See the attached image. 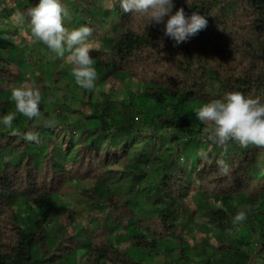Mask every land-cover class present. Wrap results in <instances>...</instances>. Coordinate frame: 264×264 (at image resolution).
<instances>
[{
	"label": "trees",
	"instance_id": "1",
	"mask_svg": "<svg viewBox=\"0 0 264 264\" xmlns=\"http://www.w3.org/2000/svg\"><path fill=\"white\" fill-rule=\"evenodd\" d=\"M37 2L0 0V12L8 6L2 17L13 10L24 17L0 34V116L11 110L6 95L26 77L42 96L41 118L19 114L12 129L0 126V264H146L135 254L170 251L177 264H264V146H218L193 112L229 92L264 100V0H173V13L183 8L207 21L178 45L164 35L163 22L123 12L120 0H72L89 17L76 21L92 28L89 55L98 73L89 106L76 117L63 104L57 110V101L47 105L55 58L48 78L26 60L21 41L13 42L31 32L28 11ZM117 75L142 86L153 109L143 122H136L131 93L126 101L111 98L120 84L100 91ZM71 90L73 100L80 97ZM46 118L55 126L44 127ZM30 131L39 142L22 138ZM173 134L182 138L166 144ZM119 180L127 182V197L111 188ZM71 195L79 197V211L60 204ZM240 210L247 219L233 225Z\"/></svg>",
	"mask_w": 264,
	"mask_h": 264
},
{
	"label": "clouds",
	"instance_id": "2",
	"mask_svg": "<svg viewBox=\"0 0 264 264\" xmlns=\"http://www.w3.org/2000/svg\"><path fill=\"white\" fill-rule=\"evenodd\" d=\"M120 6L125 13L146 16L147 23L163 22L164 35L177 45L197 35L207 25L206 19L195 12L186 16L183 8H177L173 13V0H120ZM28 18L34 41L43 43L56 57H64L68 53L75 83L86 91H93L98 73L89 55L91 48L88 38L92 28L80 26L69 31L64 25L70 19V13L61 0H38L35 7L28 11ZM15 19L18 24L24 21L22 14L16 15ZM10 99L16 111L0 116V126L12 129L16 113L29 120L42 117L39 108L42 96L34 83L13 86ZM193 112L200 122L208 124L204 128L207 139L218 146H225L229 141L242 147L264 146V100L259 97L248 98L240 92H229L219 99L201 104ZM55 123L54 119H43L46 128L54 127ZM13 131L19 134L17 130ZM22 138L39 142V134L35 131L24 133ZM219 166L224 174L230 170L224 161H220ZM247 214V210L238 211L233 218V225L246 221Z\"/></svg>",
	"mask_w": 264,
	"mask_h": 264
},
{
	"label": "rangeland",
	"instance_id": "3",
	"mask_svg": "<svg viewBox=\"0 0 264 264\" xmlns=\"http://www.w3.org/2000/svg\"><path fill=\"white\" fill-rule=\"evenodd\" d=\"M71 1L72 0H70V2H68V3H66V2L62 3L70 13V19H67L65 22V25H64L69 31H71L74 28L80 27L81 23H79V22L77 23V21H76L78 18L83 17L84 19H87V20L89 19V17L87 15H82V17H81L80 14L78 13V12H80L78 10L80 7H78V9H77L78 12H77V10L74 9ZM103 5L105 6V3H102V6ZM7 8H8L7 4H3L0 13L6 12ZM12 8L14 9V5ZM101 10H104V9L101 7ZM13 11L15 14L9 13V14H6L5 17H2L0 15V34L4 30L3 29L4 27H11L13 25L20 26V24H18L16 19H15L16 15H18V11H15V10H13ZM109 26H110V24H107L106 27H109ZM12 39H13L14 43L21 41V44L25 48L24 57L26 58V60H28V61L30 60V61H32L31 63L37 64V66L42 67L48 78H49L48 74L51 75L52 71H53V68L49 67L50 65H48V63H49V61L52 62L55 58V61L57 62V66L55 67L57 74L51 75L50 79H54V80L56 79V81L54 83L50 84V86H49L50 90H49V93H48L47 98H46L47 101H49V103H47V105L53 104L54 102L57 101L55 106L57 107V105L63 104V107H64L63 111H65L67 113L69 112L72 115V117H76V115H77L76 113H77L79 108H82V107L88 108L89 101L87 100V96H88L89 91H86V90L80 88L79 86H77V84L75 83L74 77L72 76V74H70L71 70H72V65H71L70 61L68 60V53H66L64 57H56L55 54L50 52V50L43 43H40L38 41H34L32 35H31V32H29V31H28L27 35L23 34L22 38H19V36L18 37L13 36ZM18 39H19V41H17ZM89 45L91 46L92 44L89 43ZM48 55H50L49 59H47ZM26 71L31 72V69L26 68ZM32 83H33V81L27 80V77H26L25 79H23L20 82V85L29 86ZM112 84H116V85L120 84L121 85L120 86L121 89L118 91V93L114 94L112 92L113 94L112 93L110 94L111 98L113 100L126 101L128 99L127 94L131 93L133 95L134 101H135L134 111H135L137 123L143 122L144 118H145V114H147L149 111H153V109L150 110L151 107L149 106V104L145 100V98L141 95L142 86L140 84L136 83L131 77L127 76L124 80H122L121 75L109 77L106 80V83L100 87V91L101 92H108L111 89ZM71 89H74L76 91V93L78 94V96H80V97L82 96L84 99L82 100V97L81 98L78 97L77 99L73 100L69 96V93L72 91ZM56 90H58V92H56ZM92 92L94 94L95 90ZM6 96L7 97L9 96V98H10L11 93L7 94ZM59 97H63V99H60ZM97 99H99V97H97ZM10 108H11L10 112L16 111L15 104L13 101H12ZM57 110L61 111L60 108H58ZM18 116H19V113H16V117H18ZM3 128L6 129L5 127H3ZM176 135H178V136H176ZM179 135L180 134H173L172 136H169V135L166 136V144H170V143H172V141H175V142L180 141V139L182 137H179ZM134 152L133 153L131 152L129 154V159H132V157L134 156ZM261 159H263V162H264V153H263V156ZM60 160H62V158ZM258 163H259V165L264 164L261 162H258ZM63 164H64L63 165L64 169H68L71 165V161L68 160V161L64 162ZM119 166L122 167L123 166L122 163H120ZM145 168L148 169L147 166H145ZM258 172L259 171H258V165H257L253 168V173H258ZM126 185H127V182H125L124 180H119V181H114L113 183H111V188L118 189L121 192V194L123 195V197H127L129 195V193L125 189ZM192 193L193 192L190 193V197H189L191 202L193 201L192 196H191ZM66 198H67L66 200H64V199L61 200L60 204H64L67 201V203H70L76 209V211H79L80 209H82L83 206L81 204L77 203V201H78L77 198H79V197L71 195V196H66ZM67 206H68V204H67ZM83 220H84L83 222L87 221L85 218ZM199 221H200V218L196 217L195 223H198ZM199 236H200V233H196V237H199ZM125 243L127 244V242H125ZM255 247H256V244L253 246H249L248 251L253 250ZM135 255L138 258H141L146 264H162L163 262H166V261L167 262L174 261L171 264H177L175 262V252L174 251H170L169 255H165V256L161 255V254H157V253H147V252H144L141 254L137 253ZM257 264H262V263H257Z\"/></svg>",
	"mask_w": 264,
	"mask_h": 264
}]
</instances>
